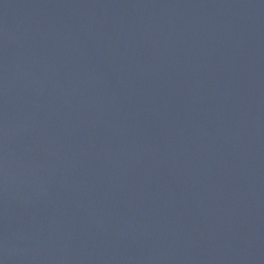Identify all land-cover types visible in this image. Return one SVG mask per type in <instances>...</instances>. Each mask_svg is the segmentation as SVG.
I'll list each match as a JSON object with an SVG mask.
<instances>
[{
	"label": "water",
	"instance_id": "1",
	"mask_svg": "<svg viewBox=\"0 0 264 264\" xmlns=\"http://www.w3.org/2000/svg\"><path fill=\"white\" fill-rule=\"evenodd\" d=\"M0 264H264V0H0Z\"/></svg>",
	"mask_w": 264,
	"mask_h": 264
}]
</instances>
